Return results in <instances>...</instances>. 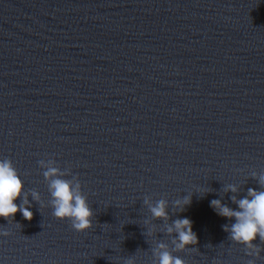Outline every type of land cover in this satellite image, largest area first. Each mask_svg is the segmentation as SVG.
I'll use <instances>...</instances> for the list:
<instances>
[{"label": "water", "instance_id": "1", "mask_svg": "<svg viewBox=\"0 0 264 264\" xmlns=\"http://www.w3.org/2000/svg\"><path fill=\"white\" fill-rule=\"evenodd\" d=\"M0 158L33 212L0 218V264H152L181 216L185 264H264L209 205L264 190V0H0ZM48 159L80 183L88 230L52 217Z\"/></svg>", "mask_w": 264, "mask_h": 264}, {"label": "clouds", "instance_id": "2", "mask_svg": "<svg viewBox=\"0 0 264 264\" xmlns=\"http://www.w3.org/2000/svg\"><path fill=\"white\" fill-rule=\"evenodd\" d=\"M43 169L42 175L48 181V190L50 193L51 215L57 220H67L75 232H84L91 227L92 209L86 198L80 191V183H73L68 179L61 178L64 173L55 166L52 159L38 161ZM255 177L256 174L253 173ZM258 183L264 187V174L258 176ZM203 193L208 191L206 188L198 189ZM225 191L235 193V185L229 184ZM33 199L38 198L36 192H32ZM19 198V203L14 201ZM237 205L236 209L229 208L221 203L219 199L209 201L210 207L217 215L225 219H231L230 226L225 225L224 230L228 233L233 243L243 245L248 251L249 256H258L259 246L252 242L259 237L264 242V190L256 191L252 188L247 190V195L237 200L235 196L231 197ZM191 202V195H186L182 199L173 201L174 206L183 211V207ZM153 219H167V201L159 199L155 203L144 200ZM19 211L23 219L30 221L33 216L27 193L23 191V180L12 161L8 158H0V218L11 221L14 214ZM167 234L175 233L171 240V248L168 244L158 241L152 248V264H185V261L174 253L178 251H188L195 249L189 247L196 245L197 236L192 229V221L187 216H181L172 221L166 228ZM6 228H0V237L9 236ZM151 235V230L148 233ZM125 264H134L133 259H129ZM247 264H254V260H248Z\"/></svg>", "mask_w": 264, "mask_h": 264}]
</instances>
